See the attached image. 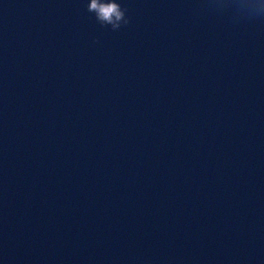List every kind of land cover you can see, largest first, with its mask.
Returning a JSON list of instances; mask_svg holds the SVG:
<instances>
[{"label":"water","instance_id":"95a60500","mask_svg":"<svg viewBox=\"0 0 264 264\" xmlns=\"http://www.w3.org/2000/svg\"><path fill=\"white\" fill-rule=\"evenodd\" d=\"M0 0V264H264V7Z\"/></svg>","mask_w":264,"mask_h":264},{"label":"clouds","instance_id":"9594fccd","mask_svg":"<svg viewBox=\"0 0 264 264\" xmlns=\"http://www.w3.org/2000/svg\"><path fill=\"white\" fill-rule=\"evenodd\" d=\"M259 7H264V0H256ZM86 10L94 14L96 21L101 25H111L112 30L119 29L129 23L125 16L126 9L122 8L117 0H90Z\"/></svg>","mask_w":264,"mask_h":264}]
</instances>
